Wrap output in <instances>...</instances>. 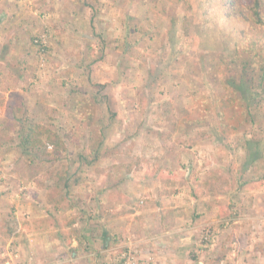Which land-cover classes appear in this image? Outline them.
Here are the masks:
<instances>
[{
    "label": "rangeland",
    "instance_id": "374dc122",
    "mask_svg": "<svg viewBox=\"0 0 264 264\" xmlns=\"http://www.w3.org/2000/svg\"><path fill=\"white\" fill-rule=\"evenodd\" d=\"M58 1L56 7L57 1L46 0L41 9L28 3L29 13L37 10L27 43H12V61L0 62V234L4 225L17 237L0 240V264L35 261V249L19 236L25 220L17 217L36 221L50 213L49 187L66 167L64 197L81 230L89 216L92 226L99 225L96 206L106 197L104 188L125 187L127 201L161 206L162 213L187 220L194 264L210 257L219 262L223 249L230 264L234 258L260 262L264 120L256 105L249 106L253 121L248 101L228 100L224 86L232 72L222 63L251 22L230 17L221 0H207L205 16L188 33L183 0ZM44 24L52 33L41 71L31 40ZM91 117L104 129L99 158L87 164L79 154L87 147L84 127ZM36 123L66 137L59 162L44 154L53 151L49 143L43 151L20 146L25 128ZM254 152L258 159L252 161ZM112 252L115 264L128 253L132 264H162L153 250L139 253L125 242Z\"/></svg>",
    "mask_w": 264,
    "mask_h": 264
},
{
    "label": "crops",
    "instance_id": "0c3cea01",
    "mask_svg": "<svg viewBox=\"0 0 264 264\" xmlns=\"http://www.w3.org/2000/svg\"><path fill=\"white\" fill-rule=\"evenodd\" d=\"M30 1L37 4L38 9H41L39 4L45 7L43 2L46 0H0V48H2L0 62L5 66L7 61H12L17 48L16 44L12 43H27L26 30L33 26L35 19L32 22L31 14L34 16L36 14L34 10H37L33 6L29 8L31 12L29 13ZM51 1H57L56 7L60 4L58 0ZM47 15L49 14H41ZM5 51L8 52L3 55ZM121 188L103 189L107 193L106 197L104 195L96 206L99 208V225L92 226L93 222L89 216L90 218L83 220L82 230L78 227L79 222L74 219V205L66 199L58 205L47 201L50 213L36 221H32L33 219L27 221L26 216H18L17 219L20 222L25 220L23 224L26 225L25 233L19 236L22 238L25 236L26 241L28 240L27 245L35 249L33 252L35 261H28L25 264H115L113 262L115 254L112 251L118 249L123 242L139 253L147 249L153 250L162 264H194L195 241L187 234L183 225V221L186 224L187 220L182 219L180 213L172 214L173 212L165 211L162 213L164 208L161 206L150 205L143 208L137 201H127L123 198L125 192ZM3 209L0 211H4ZM1 226L5 232L0 234L1 244L4 243L2 241L17 238L16 235L9 234L3 228L4 225ZM31 238L33 244L29 243ZM224 250H221L224 256L219 262L210 257L207 264H222L221 260L230 254ZM238 260L240 258H234L235 264H238ZM228 262L227 264H230L231 255ZM259 263L264 264V243L260 244V262L258 260L255 262ZM5 264L13 262L7 260Z\"/></svg>",
    "mask_w": 264,
    "mask_h": 264
},
{
    "label": "trees",
    "instance_id": "16d2710c",
    "mask_svg": "<svg viewBox=\"0 0 264 264\" xmlns=\"http://www.w3.org/2000/svg\"><path fill=\"white\" fill-rule=\"evenodd\" d=\"M206 2L207 0H183L187 14L183 28L185 32H189L190 25L202 21L205 16ZM220 4H222L223 9L227 10L230 17L240 18L241 20L247 19L251 22L249 29L238 40L240 46L231 56L224 57L222 60L226 73L232 72V75L227 76L225 80L226 95L229 96V101L235 100L236 97L241 101H248L246 110L253 121V114L249 106L256 105V112H259L258 118L264 120V113L259 111L260 103L264 102V0H221ZM48 28L52 33L50 25ZM41 31L43 30L41 29ZM31 46L35 48L34 37L31 40ZM261 110L263 111V109ZM92 118L84 127L87 132V147L79 154L80 160L87 164H93L99 158L97 152L102 145V132L104 129L100 125L93 124ZM22 134L19 144L25 150L43 151L46 143L51 144L53 151L51 153L44 151V154L49 157L52 163L59 162L67 151L66 137L60 135L59 132L45 123L28 125ZM95 135H99V139H96ZM244 148H247L246 144H244ZM87 155H90L91 159H88ZM250 155L252 161L258 159L257 152ZM260 179L264 180V175ZM53 185V189L51 186L49 190L54 192V195L49 193L48 202L58 205L65 200L64 196L69 187L68 167L57 176V180Z\"/></svg>",
    "mask_w": 264,
    "mask_h": 264
},
{
    "label": "built area",
    "instance_id": "2783aa9c",
    "mask_svg": "<svg viewBox=\"0 0 264 264\" xmlns=\"http://www.w3.org/2000/svg\"><path fill=\"white\" fill-rule=\"evenodd\" d=\"M49 25L44 24L42 27V30L39 34H37L34 37V45H35V50L36 54L39 57V65H40V70H44L47 66V53L48 49L50 46V37L51 33L48 30ZM130 254H123L121 259V263L123 264H132L133 262L131 261L132 257L129 256ZM125 259V261H124Z\"/></svg>",
    "mask_w": 264,
    "mask_h": 264
}]
</instances>
